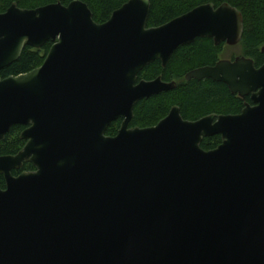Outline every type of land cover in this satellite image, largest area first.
I'll return each mask as SVG.
<instances>
[{
    "label": "water",
    "instance_id": "obj_1",
    "mask_svg": "<svg viewBox=\"0 0 264 264\" xmlns=\"http://www.w3.org/2000/svg\"><path fill=\"white\" fill-rule=\"evenodd\" d=\"M149 10L129 0L103 24L81 1L0 14V72L52 44L39 68L0 78V141L14 126L27 141L0 157V264H264V64L240 57L185 76L250 96L238 116L188 122L173 107L128 129L138 102L176 87L139 73L196 39L238 45L242 15L207 4L147 28ZM214 136L221 144L201 149ZM23 161L37 171L12 177Z\"/></svg>",
    "mask_w": 264,
    "mask_h": 264
},
{
    "label": "trees",
    "instance_id": "obj_2",
    "mask_svg": "<svg viewBox=\"0 0 264 264\" xmlns=\"http://www.w3.org/2000/svg\"><path fill=\"white\" fill-rule=\"evenodd\" d=\"M73 1L86 4L97 24L107 22L112 13L129 0H0V14L6 12L12 4L22 10H35L47 5L60 3L68 6ZM150 10L147 28H157L192 11L211 4L218 8L228 4L241 13L243 34L240 41L242 56L253 61L256 68L262 66L264 56V0H149ZM52 46L47 43L41 50L25 47L20 58L0 72V78L17 77L39 68ZM223 45L217 47L209 39H196L192 44L179 47L173 54L166 68L159 62L146 67L139 75V80L150 81L161 76L166 82L176 80V89L164 92L149 99H144L134 107V118L130 128L147 129L155 127L169 114L172 107L180 109L181 116L187 121H196L210 114L235 115L243 108L242 100L230 94L222 83L211 80L186 82L184 76L192 69L213 66ZM120 121L112 123L106 130L107 137H115ZM22 127H13L6 139L0 142V155H14L22 146L19 138ZM222 140L220 137L204 139L200 145L204 151L216 149ZM32 169L31 166H29ZM2 180L0 185L2 186Z\"/></svg>",
    "mask_w": 264,
    "mask_h": 264
},
{
    "label": "flooded vegetation",
    "instance_id": "obj_3",
    "mask_svg": "<svg viewBox=\"0 0 264 264\" xmlns=\"http://www.w3.org/2000/svg\"><path fill=\"white\" fill-rule=\"evenodd\" d=\"M212 41V40H211ZM213 42V41H212ZM214 44V43H213ZM190 45V44H189ZM219 45H223L224 47L225 46H228V45H226V43H221V44H219ZM218 45V46H219ZM215 46V45H214ZM215 47H217V46H215ZM231 47V46H230ZM263 55V54H262ZM173 56V55H172ZM264 56V55H263ZM221 57V54L220 55H218V57H217V61H216V63L213 65V66H203V67H198V68H195V69H192L191 71H193V70H196V69H199V68H204V67H214L218 62H220V61H229V62H233L235 59H237V58H240V57H243V56H240V57H234L233 55L232 56H230L229 58H227V59H221L220 58ZM245 58V57H244ZM171 59H172V57H171ZM170 59V60H171ZM246 59H248V58H246ZM155 62H159L160 64H161V62L160 61H155ZM170 62V61H169ZM169 62H168V64H169ZM154 63V62H153ZM152 63V64H153ZM167 64V65H168ZM263 64H264V62H263ZM262 64V65H263ZM151 65V64H150ZM167 65H166V67H167ZM149 66V65H148ZM147 66V67H148ZM161 67H162V65H161ZM165 67V68H166ZM254 67H255V65H254ZM146 68V67H145ZM144 68V69H145ZM163 68V67H162ZM256 68V67H255ZM260 68V67H259ZM259 68H256V69H259ZM143 69V70H144ZM164 69V68H163ZM142 70V71H143ZM141 71V72H142ZM191 71H189V72H191ZM140 72V73H141ZM189 72H187L186 74H185V76L189 73ZM140 73H139V75H140ZM139 75H138V77H137V82L136 83H138V82H140V81H145V80H139ZM185 76H184V80H185ZM157 78H160L161 80H162V82H164V83H175L176 84V87L178 86V82L176 81V80H173V81H170V82H166V81H164L163 79H162V77L161 76H159V77H156L155 79H157ZM155 79H153V80H155ZM153 80H150V81H153ZM186 81V80H185ZM191 81V80H190ZM204 81V80H203ZM148 82V81H147ZM186 82H189V81H186ZM176 87H175V89H176ZM229 91V90H228ZM230 92V91H229ZM231 94V93H230ZM232 95V94H231ZM233 96H235V97H237L238 99H240V100H242V102H243V108L241 109V111H240V113H238V114H235V115H231V114H229V115H223V114H210V115H207V116H204V117H201V118H199L198 120H201V119H204V118H206V117H211V116H213L214 117V120H213V123H216L217 121H218V118L219 117H222V116H238V115H240L241 114V112L245 109V107H246V105H249V106H251V107H253L254 105L252 104V102H251V99H250V96H247V97H245V98H240V97H238L237 95H233ZM136 106V105H135ZM134 106V107H135ZM173 108V107H172ZM171 108V109H172ZM176 108H178V107H176ZM170 109V110H171ZM179 109V108H178ZM170 112V111H169ZM179 113H180V109H179ZM180 116H181V113H180ZM182 117V116H181ZM133 118H134V109H133ZM133 118H132V120H133ZM183 119V118H182ZM131 120V121H132ZM184 120V119H183ZM198 120H196V121H198ZM120 121V126H121V123H122V120H118V121H116V122H119ZM185 121H187V120H185ZM188 122H195V121H188ZM131 123V122H130ZM130 123H129V125H128V129H135V128H130ZM15 127V126H14ZM18 127H22V126H18ZM13 128V127H12ZM11 128V129H12ZM10 129V130H11ZM26 128L25 127H22V131L20 132V135H19V138H20V136H21V133L25 130ZM119 129H120V127H119ZM118 129V130H119ZM138 129H140V128H138ZM10 132V131H9ZM9 132H8V134H9ZM8 134H6V136H5V138H4V140L6 139V137H7V135ZM116 136V135H115ZM214 137H217V136H214ZM218 137H220V136H218ZM212 138V137H211ZM221 138V137H220ZM205 139H207V138H205ZM4 140H1L0 142H3ZM20 140L22 141V146L20 147V149H19V151L16 153V154H14V155H0V157H13V156H16L17 154H19L20 152H22L23 151V149L25 148V146H26V144H27V141L26 140H22L21 138H20ZM204 140V139H203ZM222 140V139H221ZM29 166H31L32 167V169H30V167ZM37 170H36V168L33 166V164H31L30 162H28V161H23L22 162V164H21V167L18 169V170H11L10 171V174L12 175V177H18V176H20V175H22V174H31V173H34V172H36ZM0 180H2L1 182H2V186L0 185V190H2V191H5L6 190V183H5V179H4V176L3 175H0Z\"/></svg>",
    "mask_w": 264,
    "mask_h": 264
},
{
    "label": "rangeland",
    "instance_id": "obj_4",
    "mask_svg": "<svg viewBox=\"0 0 264 264\" xmlns=\"http://www.w3.org/2000/svg\"><path fill=\"white\" fill-rule=\"evenodd\" d=\"M232 55L234 57L242 56L240 43L236 46H233V47H230V46L223 47L220 58L221 59H227Z\"/></svg>",
    "mask_w": 264,
    "mask_h": 264
}]
</instances>
